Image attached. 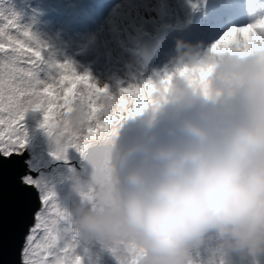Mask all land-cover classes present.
Listing matches in <instances>:
<instances>
[{"label": "clouds", "instance_id": "clouds-1", "mask_svg": "<svg viewBox=\"0 0 264 264\" xmlns=\"http://www.w3.org/2000/svg\"><path fill=\"white\" fill-rule=\"evenodd\" d=\"M257 31L251 44L223 34L154 79L104 85L94 101L80 95L46 129L58 158L75 150L90 164L63 211L84 255L203 264L210 238L217 264L230 253L264 254V30ZM128 88L148 101L134 115L138 97ZM109 116L110 127L98 129Z\"/></svg>", "mask_w": 264, "mask_h": 264}, {"label": "rangeland", "instance_id": "rangeland-1", "mask_svg": "<svg viewBox=\"0 0 264 264\" xmlns=\"http://www.w3.org/2000/svg\"><path fill=\"white\" fill-rule=\"evenodd\" d=\"M114 1L112 15L106 21L101 20L102 27H93L86 25L88 22L83 13L88 8L99 7L98 1L0 0V30H3L8 21H13L21 31L18 33L14 28L4 31L25 41L28 38L23 35V30H26L34 41L43 46L40 79L54 77L56 87L60 88V78L63 75H71L72 70L59 69L58 64L69 63L77 75L87 74L90 83H95L98 87L108 85L109 89L113 90L118 86L154 79L182 55L203 52L230 28L226 27L227 24L219 26L217 21L225 10L231 11L232 0ZM245 1V12L235 18L240 21L239 25L256 22L257 16H260L254 10L253 2L260 6L261 0ZM235 3L236 0H233V4ZM193 5L197 7L194 8ZM105 14L109 15L108 12ZM209 22L214 23L215 37L201 36V31L207 34ZM197 26L200 28V36L188 38ZM147 36L162 39L163 47L162 50H157L156 58L150 59L149 62H146L144 57L149 58L151 55L150 52L154 48L151 41L145 42L140 51L141 40ZM7 40V35H0V42ZM0 57H3L2 52ZM2 73L3 62L0 60V74ZM64 86H68V83L65 82ZM87 91L85 85H78L77 97L85 95ZM42 122L41 111L30 109L26 112L23 120L27 133L26 141L37 143L48 166L39 168L36 176L27 175L35 178L41 186V192L38 190L40 198L46 187L53 198L51 203H56L65 211L70 209L77 199L72 191L73 184L78 179H84L73 163L80 165L84 158L75 150H69L66 156L57 158L52 151V141L46 128L41 127ZM136 126L135 122L130 123V129ZM130 129L125 130L126 136ZM3 130V126H0V131ZM41 205L38 213H42L46 207L43 202ZM36 223L37 215L30 233ZM65 227L68 231L63 233L64 239H71L70 226L66 224ZM27 238L22 251V264ZM211 239L209 245L200 253L203 264H217L220 258V253L212 246ZM76 254L82 258V264H115L114 259L107 253L89 257L84 255L81 247H76ZM45 255L43 248L38 250V264H44ZM67 259L73 258L69 255ZM223 259L224 264H264V254L253 257L247 253H230L224 255Z\"/></svg>", "mask_w": 264, "mask_h": 264}, {"label": "snow or ice", "instance_id": "snow-or-ice-1", "mask_svg": "<svg viewBox=\"0 0 264 264\" xmlns=\"http://www.w3.org/2000/svg\"><path fill=\"white\" fill-rule=\"evenodd\" d=\"M9 28H14L18 33L21 31L13 21H8L3 30H0V35L8 36L6 42H0V52L3 53V57H0L3 62V73L0 74V126L4 128L0 131V154L4 157L22 154L27 136L23 120L28 110L43 112L41 127L52 129L56 126L62 110L67 111L75 101L78 85L86 86L90 101L96 100L106 91L95 83H90L87 74L77 75L69 63L58 66L59 69L72 70L71 75H63L60 78V88L56 87L54 77L40 79L43 46L34 41L26 30H23V35L28 40L21 41L18 37L10 36L4 31ZM257 29L264 30V19L244 25H233L224 32L225 39L234 37L239 43L251 44L253 40L261 38ZM65 82L68 83L66 87ZM124 92L138 97L129 115L136 114L146 106L148 101L140 95L139 88L124 89ZM120 103L125 105L126 101L122 98ZM93 107L95 108V105ZM119 115L120 113H117V116ZM115 118L109 116L103 124L98 125V129L109 128ZM98 129L89 131L95 134ZM23 183L41 192V186L30 175L23 177ZM41 200L46 207L42 213L37 214V223L27 238L23 264H38L36 257L41 248L46 253L44 264H82V258L76 254L75 241L72 238L64 239L63 233L68 231L65 227L66 217L56 203H51L53 198L46 187ZM69 255L73 259H67Z\"/></svg>", "mask_w": 264, "mask_h": 264}, {"label": "water", "instance_id": "water-1", "mask_svg": "<svg viewBox=\"0 0 264 264\" xmlns=\"http://www.w3.org/2000/svg\"><path fill=\"white\" fill-rule=\"evenodd\" d=\"M151 41V55L146 62L155 58L157 50L162 46L158 38L144 37L142 47ZM146 42V43H145ZM151 59V60H150ZM84 178L90 172L87 160L73 163ZM47 168V164L36 142H27L22 154L4 157L0 154V264H22V251L36 215L41 209V198L38 189L27 186L22 177L27 174L36 176L38 169ZM67 258V257H66Z\"/></svg>", "mask_w": 264, "mask_h": 264}, {"label": "trees", "instance_id": "trees-1", "mask_svg": "<svg viewBox=\"0 0 264 264\" xmlns=\"http://www.w3.org/2000/svg\"><path fill=\"white\" fill-rule=\"evenodd\" d=\"M238 7H235L234 8V10H233V12L232 11H227V10H225V12H223L222 13V15L220 16L221 17V19H223V21H225L226 22V24H229V27H232L233 25H236V24H238L239 23V21L237 20V19H235L236 17H237V15H238V13H240V12H238ZM236 23V24H235ZM208 25H210L211 27L209 28V26ZM224 25H225V23H224ZM213 26H214V23H211V22H209L208 24H207V29H208V32H209V34L207 33H203L202 31H201V36H205V35H208V36H215V34H214V28H213ZM194 36V35H193ZM160 40V39H159ZM161 41H162V39H161ZM163 48V47H162ZM162 50V49H161ZM160 54V53H159ZM159 54H158V56H159Z\"/></svg>", "mask_w": 264, "mask_h": 264}, {"label": "bare ground", "instance_id": "bare-ground-1", "mask_svg": "<svg viewBox=\"0 0 264 264\" xmlns=\"http://www.w3.org/2000/svg\"><path fill=\"white\" fill-rule=\"evenodd\" d=\"M109 1H110V0H102V1H101V7L107 5V4L109 3ZM261 1L264 3V0H261ZM97 10H99V7L97 8ZM199 33H200V28L197 26V27H195V28L192 30V32H191V34L189 35L188 38H191L193 35L200 36Z\"/></svg>", "mask_w": 264, "mask_h": 264}, {"label": "flooded vegetation", "instance_id": "flooded-vegetation-1", "mask_svg": "<svg viewBox=\"0 0 264 264\" xmlns=\"http://www.w3.org/2000/svg\"><path fill=\"white\" fill-rule=\"evenodd\" d=\"M77 168V167H76Z\"/></svg>", "mask_w": 264, "mask_h": 264}]
</instances>
